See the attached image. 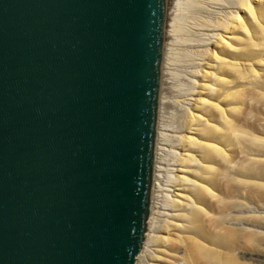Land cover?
Instances as JSON below:
<instances>
[{
  "label": "water",
  "instance_id": "obj_1",
  "mask_svg": "<svg viewBox=\"0 0 264 264\" xmlns=\"http://www.w3.org/2000/svg\"><path fill=\"white\" fill-rule=\"evenodd\" d=\"M166 0H0V264H135Z\"/></svg>",
  "mask_w": 264,
  "mask_h": 264
},
{
  "label": "rangeland",
  "instance_id": "obj_2",
  "mask_svg": "<svg viewBox=\"0 0 264 264\" xmlns=\"http://www.w3.org/2000/svg\"><path fill=\"white\" fill-rule=\"evenodd\" d=\"M157 119L135 264H264V0H166Z\"/></svg>",
  "mask_w": 264,
  "mask_h": 264
},
{
  "label": "built area",
  "instance_id": "obj_3",
  "mask_svg": "<svg viewBox=\"0 0 264 264\" xmlns=\"http://www.w3.org/2000/svg\"><path fill=\"white\" fill-rule=\"evenodd\" d=\"M157 132V130H156ZM155 147H156V140H155ZM156 162V157H155V149H154V165H153V175H152V184H151V197H150V212H151V206H152V198H153V193L157 187V171H158V166H156L157 164H155ZM149 212V215H150ZM149 219V218H148Z\"/></svg>",
  "mask_w": 264,
  "mask_h": 264
},
{
  "label": "bare ground",
  "instance_id": "obj_4",
  "mask_svg": "<svg viewBox=\"0 0 264 264\" xmlns=\"http://www.w3.org/2000/svg\"><path fill=\"white\" fill-rule=\"evenodd\" d=\"M161 72H162V69H161ZM157 122H158V119H157ZM157 132H156V147H155V157L157 158L158 157V155H159V153H158V149H160V148H158L157 147V139H158V137H159V131H158V123H157ZM161 135H162V133H161ZM163 136H165L164 134H163ZM158 159V158H157ZM155 164H156V162H155ZM158 168V167H157ZM152 207L153 206H151V212L150 213H152ZM149 223H150V217H149V219H148V225H147V229H148V226H149Z\"/></svg>",
  "mask_w": 264,
  "mask_h": 264
}]
</instances>
